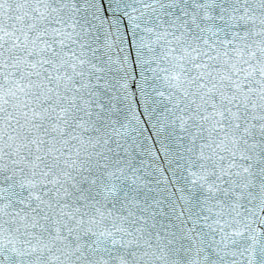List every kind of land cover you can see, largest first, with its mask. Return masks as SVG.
<instances>
[{
	"label": "snow or ice",
	"instance_id": "snow-or-ice-1",
	"mask_svg": "<svg viewBox=\"0 0 264 264\" xmlns=\"http://www.w3.org/2000/svg\"><path fill=\"white\" fill-rule=\"evenodd\" d=\"M0 264H264V0H0Z\"/></svg>",
	"mask_w": 264,
	"mask_h": 264
}]
</instances>
